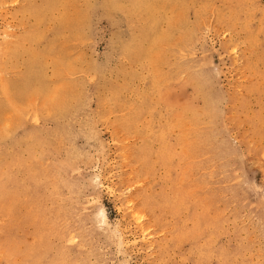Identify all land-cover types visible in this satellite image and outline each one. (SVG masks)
I'll return each instance as SVG.
<instances>
[{
    "label": "rangeland",
    "instance_id": "obj_1",
    "mask_svg": "<svg viewBox=\"0 0 264 264\" xmlns=\"http://www.w3.org/2000/svg\"><path fill=\"white\" fill-rule=\"evenodd\" d=\"M0 264H264V0H0Z\"/></svg>",
    "mask_w": 264,
    "mask_h": 264
}]
</instances>
